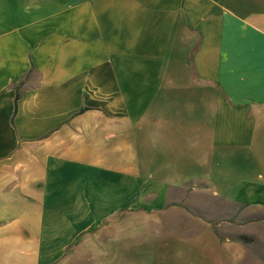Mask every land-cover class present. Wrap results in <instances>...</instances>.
I'll return each mask as SVG.
<instances>
[{
    "label": "crops",
    "instance_id": "1",
    "mask_svg": "<svg viewBox=\"0 0 264 264\" xmlns=\"http://www.w3.org/2000/svg\"><path fill=\"white\" fill-rule=\"evenodd\" d=\"M260 213L264 0H0V264H257Z\"/></svg>",
    "mask_w": 264,
    "mask_h": 264
},
{
    "label": "rangeland",
    "instance_id": "2",
    "mask_svg": "<svg viewBox=\"0 0 264 264\" xmlns=\"http://www.w3.org/2000/svg\"><path fill=\"white\" fill-rule=\"evenodd\" d=\"M198 187H200V186H198ZM197 198L198 197L196 195V200L195 201H198L199 200ZM212 202H213V204H215V203L217 204V202H215L214 200H212ZM227 219H228V221H231L234 218L231 217V218H227ZM247 222H249V221H245L243 223H247ZM253 222H255V225H254L255 226V228H254V233L255 234L254 235H251L250 234L251 232L244 233L243 234V239L248 244L251 243V242H253V241H259L258 244H257L258 246L256 245V247L254 249L252 247H250V249H251L252 254L259 255L258 256L259 258H258V263L257 264H264V260H262V257L264 255V243H262L263 240H264V213H260L259 219L254 220ZM251 258H253L251 260H256L254 258V256L251 257ZM248 264H250V263H248Z\"/></svg>",
    "mask_w": 264,
    "mask_h": 264
},
{
    "label": "trees",
    "instance_id": "3",
    "mask_svg": "<svg viewBox=\"0 0 264 264\" xmlns=\"http://www.w3.org/2000/svg\"><path fill=\"white\" fill-rule=\"evenodd\" d=\"M17 89L18 88H16V95H15V98H14L15 108H16L17 100L19 99V93H18Z\"/></svg>",
    "mask_w": 264,
    "mask_h": 264
}]
</instances>
